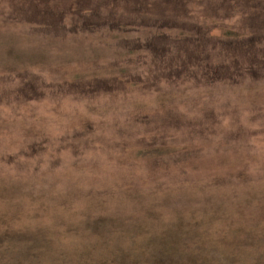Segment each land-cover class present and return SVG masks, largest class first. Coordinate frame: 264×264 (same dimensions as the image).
Wrapping results in <instances>:
<instances>
[{
    "label": "rangeland",
    "instance_id": "obj_1",
    "mask_svg": "<svg viewBox=\"0 0 264 264\" xmlns=\"http://www.w3.org/2000/svg\"><path fill=\"white\" fill-rule=\"evenodd\" d=\"M0 234L264 264V0H0Z\"/></svg>",
    "mask_w": 264,
    "mask_h": 264
},
{
    "label": "trees",
    "instance_id": "obj_2",
    "mask_svg": "<svg viewBox=\"0 0 264 264\" xmlns=\"http://www.w3.org/2000/svg\"><path fill=\"white\" fill-rule=\"evenodd\" d=\"M156 23L159 22V17L156 19ZM129 24L124 23L123 26H127ZM222 34L225 36H238L239 33L235 31H227L223 30ZM21 246V252L18 253V248L12 245L11 240L6 242V239L0 234V264H24V259L28 251L33 249L32 241H28L27 243ZM145 255V254H144ZM182 256H178L177 261L172 262L171 264H205L206 257L203 255H191L190 253L181 254ZM131 261V260H130ZM130 261L128 263H130ZM147 258L145 257L142 262H146ZM141 262V263H142ZM127 263V264H128ZM140 263V264H141ZM34 264V263H29ZM98 264H113V262L108 257L101 258V261Z\"/></svg>",
    "mask_w": 264,
    "mask_h": 264
}]
</instances>
